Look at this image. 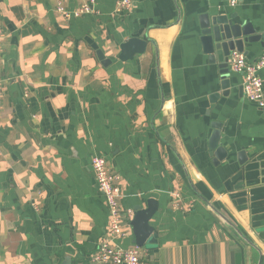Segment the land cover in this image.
<instances>
[{
	"label": "crops",
	"instance_id": "crops-1",
	"mask_svg": "<svg viewBox=\"0 0 264 264\" xmlns=\"http://www.w3.org/2000/svg\"><path fill=\"white\" fill-rule=\"evenodd\" d=\"M117 1L65 18L80 0H0V264H95L108 209L93 156L119 176L123 209L157 203L140 264H264V107L239 74L222 89L225 58L200 41L216 17L264 36V0H133L125 14ZM133 39L143 52L121 60ZM243 48L253 62L264 46Z\"/></svg>",
	"mask_w": 264,
	"mask_h": 264
},
{
	"label": "built area",
	"instance_id": "built-area-1",
	"mask_svg": "<svg viewBox=\"0 0 264 264\" xmlns=\"http://www.w3.org/2000/svg\"><path fill=\"white\" fill-rule=\"evenodd\" d=\"M231 1L230 5H234ZM134 7L133 0H118L115 11L118 14H125ZM95 0H80V6L72 13L59 6L57 11L65 18L70 16H81L94 11ZM4 30L2 17L0 15V112L4 98V78L2 75V42ZM227 70L229 73L239 74L242 77V94L244 98L254 103L258 108L264 107V90L259 72L264 68V49L261 55L253 62L248 61L246 56L237 51H233L227 58ZM90 169L93 173L95 186L104 196L108 209V225L103 237L97 242L95 253L91 257V262L95 264H140L141 249L132 245L128 248L117 246L120 240L130 238V222L134 217V212L130 209H123L119 203L120 187L119 176L111 170L107 161L98 156H93L90 160ZM178 200V196H176Z\"/></svg>",
	"mask_w": 264,
	"mask_h": 264
},
{
	"label": "water",
	"instance_id": "water-1",
	"mask_svg": "<svg viewBox=\"0 0 264 264\" xmlns=\"http://www.w3.org/2000/svg\"><path fill=\"white\" fill-rule=\"evenodd\" d=\"M201 24V44L206 54L210 55V60H216V57H224V63L220 66L223 74L222 89H228V70H227V57L230 52L237 51L243 53L244 43H260L264 46V36L256 35L254 30L249 24L239 26L233 24L230 19L225 17L212 18L210 21L202 19ZM145 47V42L139 40H129L121 45V60L130 59L136 53H142ZM101 58V57H100ZM102 59V58H101ZM105 64V63H103ZM214 132L211 136L209 148L219 158L224 156L221 149L218 148V140L220 134V127L218 124L213 126ZM210 210L214 212L227 226L232 228L238 236L245 242L249 241L211 204L207 203ZM157 203L153 199L147 201V207L142 209L137 207L134 210V217L130 222L133 233V244L138 247L148 244H155L156 235L153 228L149 225V221L157 211ZM60 264H71L69 257L64 258ZM260 264V261L259 263Z\"/></svg>",
	"mask_w": 264,
	"mask_h": 264
}]
</instances>
